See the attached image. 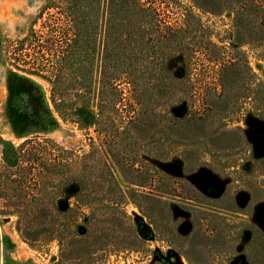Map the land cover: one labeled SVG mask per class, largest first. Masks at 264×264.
<instances>
[{"label":"trees","instance_id":"obj_1","mask_svg":"<svg viewBox=\"0 0 264 264\" xmlns=\"http://www.w3.org/2000/svg\"><path fill=\"white\" fill-rule=\"evenodd\" d=\"M198 12L228 13L232 44H215ZM240 43L264 47V0H42L23 37H0L8 105L20 90L40 102L36 85L18 72L42 77L61 120L81 121L95 108L96 141L90 153L76 155L33 136L0 157V199L16 216L20 235L55 238L62 255L78 260L102 241L124 246V237L138 238L121 209L123 192L111 166L123 181L148 188L136 194L137 206L158 230L167 222L157 220L170 211L156 186L174 177L140 153L163 160L174 148L203 146L210 136L233 143L240 130L227 123L236 121L264 149V80L247 65ZM245 105L250 109L241 111ZM32 116L15 111L12 123ZM257 157L264 170V151ZM71 184L77 205L88 207L84 215L77 207H57ZM71 221L80 225L70 231Z\"/></svg>","mask_w":264,"mask_h":264},{"label":"rangeland","instance_id":"obj_2","mask_svg":"<svg viewBox=\"0 0 264 264\" xmlns=\"http://www.w3.org/2000/svg\"><path fill=\"white\" fill-rule=\"evenodd\" d=\"M41 1L0 0V37H23ZM198 14L208 25L209 38L215 44H232L228 13ZM38 27L36 23L34 28ZM237 48L243 51L254 75L264 80V47L240 43ZM18 74L36 85L40 102L20 90L8 105L7 66L0 57V157L11 154V145L33 136L50 138L76 155L90 153L92 142L96 141L92 126L95 108L88 107L81 121H63L50 105L48 82L36 75ZM248 109L250 105L240 107L241 111ZM15 111L34 118L29 122L20 117L21 123L14 125L11 115ZM227 126L240 130L234 145L231 140L210 136L211 141L203 146L183 153L174 148L163 160H152L140 153L174 177L156 186L170 211H164L157 220L158 225L167 222L158 230L137 206L136 194L148 188L123 181L110 167L123 192L121 209L138 238L133 242L124 237L129 241H124L123 245L129 247L126 249L120 244L104 246L102 241L82 260L73 253L62 255L55 238L36 241L20 235L16 216L5 210L6 201L0 199V264H264V170L255 165L257 156L264 151L263 145L250 138L246 124L236 121ZM211 143L219 148H212ZM71 185L56 198L57 207H77L84 215L88 207L77 205V187ZM78 223L71 221L65 228L71 231Z\"/></svg>","mask_w":264,"mask_h":264}]
</instances>
